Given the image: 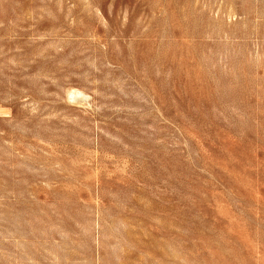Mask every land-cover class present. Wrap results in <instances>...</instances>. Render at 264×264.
<instances>
[{"label":"rangeland","instance_id":"374dc122","mask_svg":"<svg viewBox=\"0 0 264 264\" xmlns=\"http://www.w3.org/2000/svg\"><path fill=\"white\" fill-rule=\"evenodd\" d=\"M0 264H264V0H0Z\"/></svg>","mask_w":264,"mask_h":264},{"label":"bare ground","instance_id":"6f19581e","mask_svg":"<svg viewBox=\"0 0 264 264\" xmlns=\"http://www.w3.org/2000/svg\"><path fill=\"white\" fill-rule=\"evenodd\" d=\"M73 92V90L71 91V93ZM79 92V91H78ZM70 93V92H69ZM76 93V92H75ZM81 93V92H80ZM82 94V93H81ZM76 95V94H75Z\"/></svg>","mask_w":264,"mask_h":264}]
</instances>
